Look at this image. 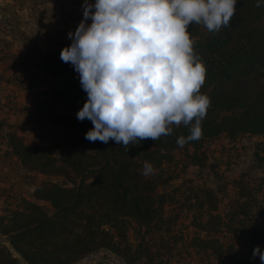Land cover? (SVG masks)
<instances>
[{
    "label": "rangeland",
    "instance_id": "1",
    "mask_svg": "<svg viewBox=\"0 0 264 264\" xmlns=\"http://www.w3.org/2000/svg\"><path fill=\"white\" fill-rule=\"evenodd\" d=\"M79 18L83 19V11ZM91 22L85 21L86 25ZM13 29L12 23L1 18L0 32ZM69 41L40 52L28 49L9 55L8 67L0 71V157L15 169L16 177L15 185L0 186V264H30L16 259L3 243L34 241L33 235H14L45 217L49 221L42 243L52 253L43 255L44 260H32L37 264L254 262L250 254L256 246L249 244L244 236L249 234L242 231L249 227L250 215L264 207V136L221 133L202 138L195 148L184 144L164 151L165 156L155 162L140 160L141 181L124 179L135 190L118 197L111 173L95 183L97 173H79L81 168L61 158L75 161L79 155L72 153V147L81 150L79 130L71 122L76 117L71 107L74 98L61 99L64 78L50 75L43 65L48 54ZM34 148L36 152L28 157ZM145 161L153 166V173L143 174ZM79 187L83 189L75 199ZM131 195L141 196L142 213L146 208L150 211L135 217ZM246 200L251 212L247 208L245 215L238 210L239 216L232 217L236 203ZM68 204L83 216L57 212ZM85 215L90 219L85 220Z\"/></svg>",
    "mask_w": 264,
    "mask_h": 264
},
{
    "label": "clouds",
    "instance_id": "2",
    "mask_svg": "<svg viewBox=\"0 0 264 264\" xmlns=\"http://www.w3.org/2000/svg\"><path fill=\"white\" fill-rule=\"evenodd\" d=\"M264 0H256L261 7ZM237 0H84L83 19L69 32L60 59L74 66L87 101L76 113L93 128L90 142L111 139L125 148L173 133L171 125H191L177 138L183 147L202 136L201 122L211 101L200 89L206 68L194 53L192 24L209 32L230 26ZM94 9V11H93ZM91 20L90 25L85 21ZM145 161L143 174L153 173ZM264 264V251L253 248Z\"/></svg>",
    "mask_w": 264,
    "mask_h": 264
},
{
    "label": "trees",
    "instance_id": "3",
    "mask_svg": "<svg viewBox=\"0 0 264 264\" xmlns=\"http://www.w3.org/2000/svg\"><path fill=\"white\" fill-rule=\"evenodd\" d=\"M255 4L256 0H237L236 12L230 21V26L222 27L218 32H209L202 24L189 26L190 37L194 40V53L206 68L205 83L201 87L200 93L207 95L211 101L206 116L201 122V138L186 143L191 147L195 148L202 138L217 136L221 133L230 137L235 135L264 136V3L259 8ZM71 43L72 41H69L55 52L48 54L44 60L43 68L49 71L52 76L58 75L64 78L65 86L61 91V95H63L61 99L67 101L68 95L73 97L71 107L76 114L87 101V93L80 85L79 74L75 72L74 66L70 62L65 63L60 59L61 50L70 46ZM31 79L39 81L37 77ZM76 86L81 87L73 90L72 88ZM71 122L79 130L81 137L78 138V146L81 150L77 151L76 147H72L74 149L72 153L79 155L75 161L63 156L62 160L73 167L81 168L78 169L79 173L88 170L97 173L99 178L97 177L95 183L99 182L101 175L111 173L114 177L113 192L118 197H126L127 194H132L135 190L134 185H125L124 179L136 184L141 181L140 173L137 171L140 160L155 162L159 158H163L164 151L178 146V137L190 135L191 127V125L177 126L173 124L171 125L172 135L161 136L155 141L151 139L137 141L125 148L122 145H117L111 139L107 144L95 141L90 145H85L84 141L90 142L85 139V133L93 128L91 121L88 119L79 121L75 117L71 118ZM36 150L34 148L33 151H28V157L34 155ZM87 150H90L91 153H88ZM88 160L91 161L89 167H84ZM93 185L90 187H94ZM54 189L61 194L64 193V190L59 187H54ZM81 189L83 187H79L78 193L74 196L75 199L81 194ZM86 189L90 188L86 187ZM130 200L132 201L130 209L134 210L135 217L139 218L150 211L149 208H146L143 213L141 212L139 206L141 196L138 199L131 195ZM70 204L58 208L57 212L60 214L65 212L64 215L68 212V214L82 217L84 213L81 214L80 211L76 215ZM247 208L251 212L252 207H250L249 201H238L232 210V217L239 216L238 210L248 215ZM154 210L151 208V211ZM86 217L90 219L85 215V220ZM47 221L49 219L45 217L35 226L14 235L16 238H21L23 235H29L32 238L33 235L34 241L21 245L11 242L14 251L30 264H37L32 260H44L45 258L42 256L49 253L45 249L46 242L42 243L45 234L44 225L48 223ZM247 221L249 227L242 232H247L249 235L244 236H248L249 244L262 249L264 247V207L260 206ZM250 256L253 257L252 253ZM254 259L256 260L250 264H260L259 256ZM236 263L231 261L229 264Z\"/></svg>",
    "mask_w": 264,
    "mask_h": 264
},
{
    "label": "crops",
    "instance_id": "4",
    "mask_svg": "<svg viewBox=\"0 0 264 264\" xmlns=\"http://www.w3.org/2000/svg\"><path fill=\"white\" fill-rule=\"evenodd\" d=\"M83 3L84 0H0V20L9 21L14 27L0 32V71L8 67L9 55L28 49L40 52L64 44L69 39L66 31L74 33L80 23ZM2 164L0 157V186L11 187L16 182L15 169L13 172Z\"/></svg>",
    "mask_w": 264,
    "mask_h": 264
},
{
    "label": "water",
    "instance_id": "5",
    "mask_svg": "<svg viewBox=\"0 0 264 264\" xmlns=\"http://www.w3.org/2000/svg\"><path fill=\"white\" fill-rule=\"evenodd\" d=\"M9 250H10V252L12 253V255L16 258V259H19V260H21V257H20V255L16 252V251H14L12 248H11V245L8 243V242H5V243H3Z\"/></svg>",
    "mask_w": 264,
    "mask_h": 264
}]
</instances>
